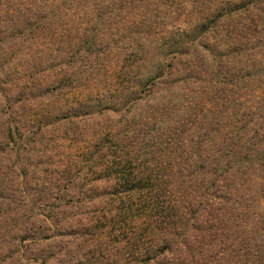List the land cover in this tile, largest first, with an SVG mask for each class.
I'll use <instances>...</instances> for the list:
<instances>
[{
    "label": "rangeland",
    "instance_id": "obj_1",
    "mask_svg": "<svg viewBox=\"0 0 264 264\" xmlns=\"http://www.w3.org/2000/svg\"><path fill=\"white\" fill-rule=\"evenodd\" d=\"M216 1L0 0V264L123 263L124 232L133 236L141 220L136 211L128 222L118 215L141 197L123 175L155 169V137L171 126L177 149L153 176L180 184L188 161L182 129L191 86L173 94L165 78L152 87L157 63L137 65L175 27L203 22ZM243 42L255 46L259 35ZM185 70L170 71L171 79ZM246 83L222 102L250 98ZM254 86H264V74Z\"/></svg>",
    "mask_w": 264,
    "mask_h": 264
},
{
    "label": "trees",
    "instance_id": "obj_2",
    "mask_svg": "<svg viewBox=\"0 0 264 264\" xmlns=\"http://www.w3.org/2000/svg\"><path fill=\"white\" fill-rule=\"evenodd\" d=\"M260 3L264 0H217L202 13L203 22L175 27V33L148 49L137 65L146 59L157 63L152 87L166 84V79L173 94L191 86L186 101L189 118L182 129L188 143L182 155L188 161L180 184H163L157 174L153 176L166 152L176 146L178 128L171 126L155 137L156 151L151 153L155 169H131L123 175L121 183L141 197L135 210L126 206L118 215L128 222L136 211L137 219L143 220L134 222L133 236L124 232L122 264H264V86H254L264 74ZM249 33L259 35L255 46L243 42ZM257 51L259 56H253ZM245 53L250 58L243 65L229 64ZM170 55L171 64L166 66ZM180 65L188 67L186 74L171 79ZM200 77L206 85L198 86ZM245 81L252 89L250 98L222 102L224 92L239 91ZM193 125L200 129L197 138ZM194 156L199 166L189 164Z\"/></svg>",
    "mask_w": 264,
    "mask_h": 264
}]
</instances>
